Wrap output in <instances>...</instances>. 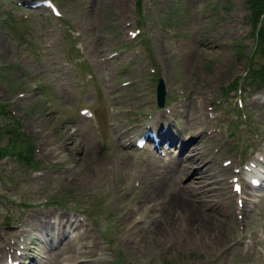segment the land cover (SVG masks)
I'll return each mask as SVG.
<instances>
[{
  "label": "rangeland",
  "instance_id": "1",
  "mask_svg": "<svg viewBox=\"0 0 264 264\" xmlns=\"http://www.w3.org/2000/svg\"><path fill=\"white\" fill-rule=\"evenodd\" d=\"M34 1L0 0V246L43 254L31 215L57 210L84 228L47 264H264V189L244 204L232 188L264 166V90L242 87L264 85L250 1L51 0L59 17ZM200 104L206 179L193 164L160 180L177 147L136 138L160 114L176 132Z\"/></svg>",
  "mask_w": 264,
  "mask_h": 264
},
{
  "label": "bare ground",
  "instance_id": "2",
  "mask_svg": "<svg viewBox=\"0 0 264 264\" xmlns=\"http://www.w3.org/2000/svg\"><path fill=\"white\" fill-rule=\"evenodd\" d=\"M190 52L193 51L189 49L188 53ZM178 105L179 104L175 105L172 111L174 112V114L181 115V113H183V109H179ZM164 107H166L165 103L159 106V108ZM187 115H189L188 112ZM157 116L158 117L154 118L153 124H155L154 127L158 131V136L161 140L158 147L160 148L163 142L168 143L170 147H177L178 149V155L174 160H172V162H170L167 166L162 167V169L155 168L157 176L160 178V180L165 181L167 178L171 179L172 174L174 173V170L171 169L175 168V165L182 167V171L185 173L188 172V169L192 167L193 164L202 165L203 163H200L206 158V152L204 150L202 142L205 139V129L208 120V116L205 112L204 106L200 104L197 109H192L191 117L186 116L184 123H182L183 127L176 130V132H174V130H172V128L170 127L169 120L165 115L160 114ZM116 132L117 135L121 134V139H126V136L128 135L127 132L121 133L119 129H117ZM183 155H186L187 158L183 159ZM218 158V156L215 157V159ZM229 164L230 163L224 164V167ZM92 165L95 169V167L97 166H103V163H92ZM171 165L173 167H170ZM230 166L233 167V165ZM230 166L226 168L227 172L228 170H230ZM256 166L257 165L249 164L247 168L241 169V173L239 172L240 170L237 171L238 175H245L248 179V181H244L245 186L240 191V193H242L243 195V197H241L244 201V204H247L246 195H248L249 193L246 192V190L248 187L251 190H253L252 187L255 184L256 189L259 186L264 187V179L258 176V170L256 169ZM207 170L208 168L202 165L201 168L196 171V174H198L197 178L200 180L206 179L204 176L205 173H207ZM195 178L196 177L194 176L192 177L193 180ZM191 183L192 184L190 185V187H192L195 182ZM160 184L161 182L157 183V185L155 184L156 189L159 191L161 189L159 187ZM196 191L199 192L200 188L198 187ZM253 192L254 197L252 203H254V201L256 200L261 199V197L263 196L255 195V191ZM248 204L252 206L251 202H249ZM11 213L12 212L10 211L7 212L8 215ZM31 217L33 219V224L31 225L30 230L37 233V237L40 243L41 241L43 242V244L41 243L43 254L40 255L39 251H33L32 256H29L28 251L30 250L26 248V245L24 243L21 245H17L14 242L10 245H7L6 243V248L0 246V264H47V261H51V258L54 257V254L58 253V251L60 250V246L68 244L69 240L71 239V237L69 236L70 234L73 238H75L77 237V229L84 228L82 221L76 220L73 217L68 218L64 213H61L57 210L36 212L32 214ZM17 234L26 233L17 232L13 235ZM52 244L55 245V248L53 250L49 249ZM37 248H39L38 244ZM58 263L62 264V262L60 261H58Z\"/></svg>",
  "mask_w": 264,
  "mask_h": 264
},
{
  "label": "trees",
  "instance_id": "3",
  "mask_svg": "<svg viewBox=\"0 0 264 264\" xmlns=\"http://www.w3.org/2000/svg\"><path fill=\"white\" fill-rule=\"evenodd\" d=\"M249 1H250V8L249 9L252 10L251 12H252V16L254 18V21L257 22V21L261 20L263 22V26L260 29V31H258L256 33V36H257V42L258 43L260 42V38H262V41H261L262 51L261 52H262V55L264 56V31H263L264 30V0H249ZM261 59H263V61H264V57H262ZM251 63L253 65H251ZM249 64L251 65V68L254 71H256V72H258L264 76V64L258 69L254 67L253 61L249 62ZM248 80L251 81V83H253V79H248ZM251 83H249V84H251Z\"/></svg>",
  "mask_w": 264,
  "mask_h": 264
},
{
  "label": "water",
  "instance_id": "4",
  "mask_svg": "<svg viewBox=\"0 0 264 264\" xmlns=\"http://www.w3.org/2000/svg\"><path fill=\"white\" fill-rule=\"evenodd\" d=\"M161 88H162V84H161V82H160V84H159L158 87H157V91H158V93L160 92Z\"/></svg>",
  "mask_w": 264,
  "mask_h": 264
}]
</instances>
